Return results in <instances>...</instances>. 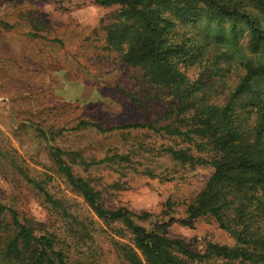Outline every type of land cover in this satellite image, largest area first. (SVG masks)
I'll return each instance as SVG.
<instances>
[{"label":"trees","instance_id":"trees-1","mask_svg":"<svg viewBox=\"0 0 264 264\" xmlns=\"http://www.w3.org/2000/svg\"><path fill=\"white\" fill-rule=\"evenodd\" d=\"M93 2L109 13L92 30L95 39L85 36L81 43L96 49L100 61L118 60L140 74L126 93L136 108L156 109L155 119L103 128L79 118L52 136L88 127L100 135L142 129L167 142L161 156L210 174L186 200L168 197L159 212L135 211L113 204L90 177L91 167L111 166L131 153L86 157L50 145L57 172L85 209L73 210L38 183L42 200L64 222L59 235L0 200V264H102L92 232L98 223L121 264H264V0ZM18 16L31 36L65 46L58 34L43 33L49 27L32 10ZM179 207V215H170ZM201 218L217 223L234 243L205 241L198 248L195 238L170 231L173 223L193 229Z\"/></svg>","mask_w":264,"mask_h":264},{"label":"rangeland","instance_id":"rangeland-1","mask_svg":"<svg viewBox=\"0 0 264 264\" xmlns=\"http://www.w3.org/2000/svg\"><path fill=\"white\" fill-rule=\"evenodd\" d=\"M57 1L0 0V200L59 235L64 222L42 200L37 184L56 198L65 199L73 210L85 209L81 198L57 172L50 145L79 149L86 157H102L116 151L131 153L128 160L120 158L111 166L101 164L90 170L91 181L103 188L104 196L115 205L156 213L168 197L186 200L193 196L210 171L180 166L161 156L159 151L167 142L149 131L129 128L100 135L88 127L81 132L63 131L52 136L60 129H71L79 118L110 128L146 123L155 119L156 110L136 108L126 93L140 81L138 72L128 73L118 60L100 61L96 49L81 43L85 36L95 39L92 30L101 25L109 9L93 0ZM21 10H32L40 16L49 27L43 33L58 34L65 46L31 36V26L18 16ZM5 22L15 27L7 28ZM147 170L152 171L153 177L145 174ZM115 181L119 186L112 185ZM178 209L170 215H179L182 208ZM96 226L92 232L97 260L102 264H121L110 252L109 233H101L100 223ZM170 231L195 238L198 248L205 241L234 243L209 218L199 219L193 229L173 223Z\"/></svg>","mask_w":264,"mask_h":264}]
</instances>
